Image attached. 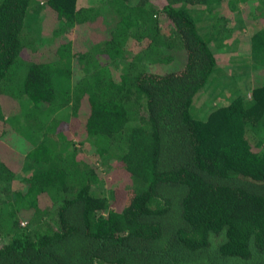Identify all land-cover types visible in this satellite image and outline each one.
<instances>
[{"label": "trees", "instance_id": "1", "mask_svg": "<svg viewBox=\"0 0 264 264\" xmlns=\"http://www.w3.org/2000/svg\"><path fill=\"white\" fill-rule=\"evenodd\" d=\"M11 94L57 154L0 145V264H264V0H0Z\"/></svg>", "mask_w": 264, "mask_h": 264}, {"label": "rangeland", "instance_id": "2", "mask_svg": "<svg viewBox=\"0 0 264 264\" xmlns=\"http://www.w3.org/2000/svg\"><path fill=\"white\" fill-rule=\"evenodd\" d=\"M153 1H162V0H153ZM79 2L83 6H87V5L90 6L92 5L93 2H95V0H79ZM99 12L100 14L96 18L97 20L96 25H91L86 23L87 33H88L86 34V36L89 37L93 35V33L95 34V36L93 35L94 43L92 45H95V43H97L100 40L99 34L102 30L99 29V25L101 26V23L99 22L101 21L103 24H105L107 28L109 25H111V23H113L114 20L112 15L111 16L109 15L107 18L104 17L103 13L106 12V7L105 8H103V6L100 7ZM252 24L257 26L256 22H253ZM235 25L239 28L244 26L243 18L240 17L236 21ZM88 37L85 40V42L88 41ZM118 44H119L118 42L115 43V45ZM86 47L88 46L86 45ZM105 47L111 49L114 46L107 45ZM226 54L227 55L219 56L218 59L219 65L222 68H225L224 70L233 69L234 63L232 62V60H235V57L230 55V52H227V50H226ZM61 77L63 79L61 81V86L63 85L67 86L69 84V81L66 79L67 76L64 75ZM74 80L75 79L71 78L70 84ZM56 90H57V86L55 87V91ZM206 91L212 92L210 94V97L213 98V100L211 101L212 104L216 102L217 103L220 102L221 99H224L223 97H225L227 94L226 92L223 96H221L220 92H223V89H221L220 87V82H216V81H214L212 83V86L208 87ZM202 94L204 93H201L200 95ZM9 96L11 97V101H16L19 103L20 109H18V111L20 112L14 114V111L17 108V103L11 106H7L8 107L7 109L10 112V116L7 118L6 123H3L0 119V145L3 144L6 145L7 147L13 148L17 153H20L22 155L24 153H27L31 149V147L34 146L36 142H38L37 145L39 148H45L49 150L53 149L57 154V145H55L57 144V138H55L57 137V97H56L57 91H56V96L53 97L54 100L52 103L40 101L37 102L36 105H28L25 104L24 102H20V99H23V97L21 96H19V98L18 96L12 94ZM199 101L201 102L202 99H200ZM200 106L202 105H200L199 103L196 104V107H200ZM4 125H6L5 128ZM52 132H55L54 138H52L51 136ZM51 143L53 144L51 145ZM120 171L118 172L119 177L115 182L120 183V175L122 174V172Z\"/></svg>", "mask_w": 264, "mask_h": 264}]
</instances>
